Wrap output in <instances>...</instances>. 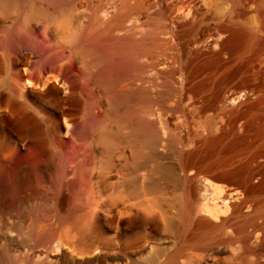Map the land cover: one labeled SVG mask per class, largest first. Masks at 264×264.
<instances>
[{"label": "rangeland", "instance_id": "rangeland-1", "mask_svg": "<svg viewBox=\"0 0 264 264\" xmlns=\"http://www.w3.org/2000/svg\"><path fill=\"white\" fill-rule=\"evenodd\" d=\"M60 6L50 30L63 39L90 11L86 0ZM95 9L92 41L140 42L137 80L116 89L139 87L141 98L116 112L99 89L91 122L62 120L58 139L48 134L50 147L28 152L19 174L29 181L18 199L45 200L49 209L34 216L53 229L57 201H81L74 206L92 216L91 245L63 243L68 261L104 255L111 259L91 264H141L162 250L163 263L183 249L181 264H264V0H92V16ZM32 25L0 19V32L10 27L15 45L40 48L45 26ZM8 182L0 169V199H13ZM248 235L263 248L251 260L243 257Z\"/></svg>", "mask_w": 264, "mask_h": 264}, {"label": "bare ground", "instance_id": "bare-ground-1", "mask_svg": "<svg viewBox=\"0 0 264 264\" xmlns=\"http://www.w3.org/2000/svg\"><path fill=\"white\" fill-rule=\"evenodd\" d=\"M61 1L0 0V19L3 21L14 18L25 28H32L33 21L43 22L45 26L44 41L40 48L22 42L15 45L10 27H4L0 32V169L8 175L7 194L13 198L0 199V264H91L111 259L96 255L82 262L75 258L66 260L68 251L65 247L68 246H63L66 241L76 248L78 245H91L92 216L80 212L74 206L77 201L72 207H67L64 200L57 201L60 226L53 229L42 226L41 217L34 216L37 212L49 209L45 200L32 205L34 199H18L25 192L29 181L28 177L19 174V169L27 164L28 152L33 148L50 147L52 141L47 138L48 134L52 132L53 138L57 140L62 120L70 124L91 122L92 99L99 89L104 91L101 101L109 100L116 112L125 108L131 100L138 102L143 92L135 86L131 92L120 87L116 89L118 86L124 87L122 84L126 80H137L141 66L140 42L113 40L100 46L92 41V23L100 16L96 9L92 16V0H86L90 12L85 25L70 31L62 39L58 33L54 34L53 29L50 30V24L59 18L57 9H61ZM46 3L53 4L54 9L47 8ZM118 16L117 24L120 25L122 17ZM79 19L71 15L70 24H75ZM37 29L40 31L41 25H37ZM237 34L234 32V36ZM113 68L117 71L115 75L111 72ZM70 132L73 134L71 129ZM103 132L106 134L103 135L105 139H108L110 130L105 128ZM117 134L123 139L120 129ZM139 137L140 124L137 118L136 155L140 151ZM89 144L92 145V136L89 137ZM11 153L20 156V161L9 158ZM169 171L174 174L172 169ZM245 204L246 201H243L239 205L234 204V207L241 210ZM205 223L203 219L198 221L200 226ZM249 239L250 236H246L241 246L244 248L243 257L251 260L250 257L260 254L263 248L253 247ZM183 251L177 250L162 263L159 259L165 253L157 250L154 256L141 264H181L179 259L185 254ZM217 251L225 253L227 247L222 246Z\"/></svg>", "mask_w": 264, "mask_h": 264}]
</instances>
